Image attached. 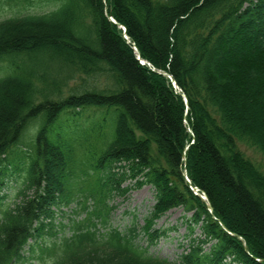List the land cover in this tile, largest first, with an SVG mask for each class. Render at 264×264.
Instances as JSON below:
<instances>
[{
    "label": "trees",
    "instance_id": "obj_1",
    "mask_svg": "<svg viewBox=\"0 0 264 264\" xmlns=\"http://www.w3.org/2000/svg\"><path fill=\"white\" fill-rule=\"evenodd\" d=\"M54 2L0 20L10 68L0 77V205L23 174L15 202L0 208V264H23L30 240L56 236V216L74 204L86 215L46 246L48 264H264V172L240 147L264 156V0ZM80 74L98 85L71 87ZM90 106L107 111L68 126L65 110ZM128 180L155 190L148 246L166 234L153 225L168 211L191 214L177 260L149 253L136 227L109 225L110 199Z\"/></svg>",
    "mask_w": 264,
    "mask_h": 264
},
{
    "label": "rangeland",
    "instance_id": "obj_2",
    "mask_svg": "<svg viewBox=\"0 0 264 264\" xmlns=\"http://www.w3.org/2000/svg\"><path fill=\"white\" fill-rule=\"evenodd\" d=\"M54 1L55 0H29L19 2L18 5H11L6 1H0V20L11 17L13 15L45 13L54 7ZM9 69L10 68L7 67V64L5 62H0V77L6 75L9 72ZM97 80L98 79H95L93 77H88L86 75L80 74L76 77L75 80L71 81L70 86H76V89L78 91L83 92L85 90L94 89L95 86L98 85ZM101 83L103 84L102 86H104L105 84L107 86L109 84V81L104 79ZM94 110H98L99 113L95 115L96 119H94V117H85L83 119L84 113L90 111L86 113V116L94 115V112H92ZM106 111L107 109L105 108L90 106L82 109V112L79 113L76 109H70L67 111L65 110L62 114L70 113L72 118L67 122V124L68 126H75V124H77L80 120H83L86 123L100 120L99 118L103 117ZM107 115L109 116L110 113H108ZM67 118L68 116H64L62 117V120H67ZM39 126V119L32 122L29 125L30 132L26 133V135L21 139V142L14 147V150L16 151L14 155L9 156V158L14 160L15 164H22V162L24 161L23 155L18 156V154L23 151L27 153L31 150L30 143ZM240 147L241 150L245 153L246 157L255 162L264 172L263 154L257 149L252 148L248 145H242ZM17 174H19V177L16 176ZM17 174L15 175L17 181L13 176L9 181V187L3 190L4 194H7L8 197L4 201H2V205H0V208H3L15 202L17 190L22 186L23 179V174L21 172ZM120 188L125 189L123 194L114 195L113 198L110 199V204L114 206V209L110 215L109 225L121 231H127L130 228L136 227L138 234V243L143 247H147L149 249V253L159 257L167 258L171 261L177 260L182 251L188 246L186 236L191 232V230L189 228L187 219L191 216V214H187L183 207H176L168 211L153 225V228L155 230L164 231L166 232V234L159 238L155 245L150 247L148 246L149 238L143 230L147 225V222L149 221V215L155 205L154 188L151 185L136 187L134 181L131 180L125 181ZM74 208H76L75 204L72 205V209L69 208L66 210L67 215H63V213L60 212L56 216V236L50 237L48 235H44L43 238H40L38 240H30V243L25 247L23 252L24 257L26 258L23 264H48L51 262V257L53 256V254L46 250V246L51 247L53 245V242H60L61 238L70 234V226H68L67 224H69L71 219L81 220L82 217L86 215L85 212L79 216L73 215L72 211L74 210ZM63 225L66 226V228H64ZM100 227L102 232L106 230L105 227ZM224 228L227 230L226 227ZM194 232L195 235H197L200 233V230L196 228ZM31 244L34 245L33 249L30 248Z\"/></svg>",
    "mask_w": 264,
    "mask_h": 264
},
{
    "label": "water",
    "instance_id": "obj_3",
    "mask_svg": "<svg viewBox=\"0 0 264 264\" xmlns=\"http://www.w3.org/2000/svg\"><path fill=\"white\" fill-rule=\"evenodd\" d=\"M113 21H114V20H113ZM124 30H125V27H124ZM139 58H140V56H139ZM141 62L144 63V60H141ZM170 78H171V81H172L174 87L177 88V84H176V81L174 80V78H173L172 76H170ZM178 92H180V91H178ZM180 93L184 96L185 101L187 102V97H186V95H185L184 93H182V92H180ZM192 189L195 190L196 192L198 191V188H197V187L192 186ZM200 195H201L204 199L207 198L206 195H205V193L200 194ZM209 209L212 211V207H211L210 205H209Z\"/></svg>",
    "mask_w": 264,
    "mask_h": 264
}]
</instances>
